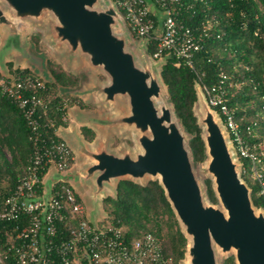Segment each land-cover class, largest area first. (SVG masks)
I'll return each mask as SVG.
<instances>
[{"label":"water","instance_id":"1","mask_svg":"<svg viewBox=\"0 0 264 264\" xmlns=\"http://www.w3.org/2000/svg\"><path fill=\"white\" fill-rule=\"evenodd\" d=\"M99 1H104V7H97ZM44 11L57 20L53 31L58 40L66 41L69 55L77 50L85 53L92 65H100L109 75V83L101 87L104 100H113L117 94L128 96L129 111L113 121L150 134L138 136L143 152L135 157L127 152H108L104 145L91 149L80 142L77 150L92 162L76 181L92 179L91 197L97 201L112 179L130 178L135 182L146 174L158 175L178 223L190 237L188 264H215L214 245L223 250L235 248L237 264H264V215L255 213L249 189L212 116L203 119L202 138L209 178L225 211L205 202L192 171L186 136L171 118L172 106L154 104L153 98L159 96L164 85L160 71L157 75L147 64L139 66L126 49L125 32L114 30L121 25L128 33L115 5L108 0H0V24L12 25L7 12L11 18H37ZM59 178L67 181L68 174L57 176L54 182Z\"/></svg>","mask_w":264,"mask_h":264},{"label":"trees","instance_id":"2","mask_svg":"<svg viewBox=\"0 0 264 264\" xmlns=\"http://www.w3.org/2000/svg\"><path fill=\"white\" fill-rule=\"evenodd\" d=\"M181 1L183 5L176 15L177 21L204 36L200 42L201 47L194 53L192 60L195 71L200 76L198 78L188 65L182 62L178 64L177 59L168 54L161 65L160 77L174 115L188 134L187 146L192 161L197 163L205 161L207 155L202 127L193 111L197 101L195 84H216L220 71L227 75L226 82L231 81L239 85L229 87L227 103L230 107L239 104L235 117L242 136L249 142L264 139L252 137L246 129L249 126L251 134L257 135L264 129V119L260 120L255 114L254 106L250 105V102L255 100V105L264 111V0ZM155 12L156 15L151 13V17L157 23L158 12ZM155 50L156 42L149 38L147 51L151 55ZM48 64L53 81L43 80L46 88L37 92L48 103L49 115L54 121V126L43 135H46V139L48 136L56 138L55 128L67 125L61 118L66 111L63 107L64 97L53 93L54 84L59 83L65 88L77 81L75 76L65 73L60 67H52L49 61ZM9 72L15 75L32 74L26 68H10ZM81 133L87 139L93 136L88 126H82ZM30 136L31 130L21 110L15 102L0 94V210L5 197L25 174L33 150ZM242 163L248 167V160L242 159ZM47 167L48 165H45L40 169V179ZM241 176L250 188L252 205L264 211V196L258 193V182L254 179L250 181L248 173ZM203 184L208 202L217 203L211 178H205ZM58 185L60 183L57 182L54 187ZM41 191L40 183L39 192ZM102 207L108 216L105 221L122 226L128 241L146 232L161 236V230L165 228L166 241L162 242L164 253L172 258L174 264H178L184 257L186 239L157 179L149 180L145 184H139L129 178L118 180L115 196H105L102 199ZM26 222L25 215L16 220H0V254L3 264H18L14 252L8 249L7 238L16 226L20 229ZM74 223L76 222L73 221ZM68 227V224L58 222V236L66 238ZM225 264H234L232 258Z\"/></svg>","mask_w":264,"mask_h":264},{"label":"built area","instance_id":"3","mask_svg":"<svg viewBox=\"0 0 264 264\" xmlns=\"http://www.w3.org/2000/svg\"><path fill=\"white\" fill-rule=\"evenodd\" d=\"M120 13L122 23L135 38H151L156 50L150 55L160 60L168 54L177 63L188 65L198 76L193 65L194 53L200 49L201 33L179 23L176 19L181 0H150L158 14L157 23L151 17L156 15L148 0H108ZM159 23V31L155 33ZM227 75L220 71L216 84H200L208 105L214 109L227 128L241 160V174L248 175L259 185V194L264 196V154L263 141L249 142L241 134L236 121V107L228 105L229 87L238 84L227 81ZM46 88L44 81L34 74L15 75L0 71V94L15 102L31 130L32 154L25 174L3 201L0 220H16L27 217L22 228L17 226L8 234V249L14 252L18 264H174L163 251L162 238L153 232L127 240L122 226L108 221L91 222L85 207L71 183L59 178L51 184L49 192H39L41 179L39 171L45 165L53 166L60 175L66 173L73 161V151L55 128L56 138L46 135L54 126L49 115L48 103L37 92ZM65 103L63 107H65ZM66 121V114L61 116ZM242 119V118H241ZM247 133L258 138L256 133ZM242 159L248 160V167ZM60 183L54 187L56 183ZM73 221L76 223L73 224ZM69 225L68 236H58L57 223Z\"/></svg>","mask_w":264,"mask_h":264},{"label":"rangeland","instance_id":"4","mask_svg":"<svg viewBox=\"0 0 264 264\" xmlns=\"http://www.w3.org/2000/svg\"><path fill=\"white\" fill-rule=\"evenodd\" d=\"M97 7H104V1H99ZM6 15L12 20V25H10V23L0 24V71L2 73L6 74L10 68H26L42 80L52 82L53 76L49 70V61L52 67H60L65 73L77 78L74 84H70L65 88L59 83H55L53 86V93L64 97V102L66 104L65 114L67 117V125L60 126L58 133L60 132L62 137L68 142L72 148L74 157L70 168L63 175H67L70 172L71 178H73L72 175H75V180L72 181L71 184L74 190L79 192L82 197H80V199L83 204H85V207L91 210V220L95 217H99L101 214L102 217L98 220H107L108 216L106 212L102 210L101 213L100 210L102 199L105 196H115L117 179H112L110 185H104L103 191L98 195L101 202L98 200L95 202V200L88 195L93 191V180L90 179L86 182L82 180L81 182L76 181L77 176L80 177L86 166L92 162L87 156L82 155V153L77 150V147L80 145V142L91 149H98L100 145H104V148L108 152L119 155L123 152H127L132 157H135L137 153L143 152L138 140V136L143 133L137 131L136 128L132 126L126 127L124 124L113 121L129 111L128 96L125 94H117L113 100H104L101 87L109 83V75L100 65H92L87 54L81 53L78 50L73 56L68 54V45L66 41L58 40L53 31V25L57 23V20L49 11H44V13L37 18H11L8 12ZM114 30L116 32H125L126 49L133 53L136 63L139 66L147 64L159 75L161 64L164 62L165 57L160 60H152L150 58V54L147 51L149 38H135L131 34H128L121 25L115 27ZM9 64L11 65L9 66ZM237 87H239V85ZM196 89L198 99L194 103L193 111L197 117L198 124L203 126L201 127L204 131L205 123L203 119H205L208 114L212 116L214 122L219 126L223 134L231 158L236 163V169L238 172L241 171V160L238 159L235 146L227 128L224 126L218 113L208 105L204 92H201L203 90L199 87ZM167 98L166 89L163 85L159 96L153 98L155 106L159 107L164 104L171 108V104ZM255 104V100L250 102V105L254 106L256 116L259 117L260 120H263L264 111ZM238 106L239 104L235 105L236 108H238ZM170 110L172 120L186 136L185 145L188 147V134L182 129L179 121L173 114L172 108ZM82 126H90L89 128L93 132V136L90 139L82 135ZM68 129L70 130L68 131ZM144 134L150 135L149 131H145ZM258 137H264V129L259 132ZM262 152L264 154V139ZM207 163V159L197 163L191 160L192 171L200 185L204 200L206 203L210 204L205 196L203 184L204 179L210 176L207 170ZM59 175L58 171L51 165L43 179V187L44 191H46L45 194L48 192L47 190L51 178H56ZM240 177L242 179L241 175ZM158 178V175L146 174L142 178L134 180L139 184H145L149 180ZM252 179L251 177L249 178L250 181H252ZM244 182L246 184V181ZM246 185L248 187V184ZM248 189L250 195V188L248 187ZM83 190H85L87 195L84 194ZM212 205L225 211L220 201ZM255 211L256 214L262 213L264 215V211L260 208H255ZM178 225L186 239L185 254L184 257L179 260L178 264H188L190 260L188 254L190 237L187 235L184 227L180 223H178ZM166 233V229L163 228L160 233L162 242L166 241ZM213 250L215 264L228 263L230 258H232L234 264H237L235 248L231 247L227 250H223L220 246L214 245ZM0 264H3L1 254Z\"/></svg>","mask_w":264,"mask_h":264},{"label":"crops","instance_id":"5","mask_svg":"<svg viewBox=\"0 0 264 264\" xmlns=\"http://www.w3.org/2000/svg\"><path fill=\"white\" fill-rule=\"evenodd\" d=\"M149 2H150V6H151V8L152 9H154V10H156V8H154V6L151 4V1L150 0H148ZM155 33H157L158 31H159V23L156 25V29H155ZM88 127H90V126H88ZM60 128V127H59ZM65 128V127H64ZM67 128V127H66ZM70 129H68V131H69ZM58 131H59V129H58ZM59 134H60V132H59ZM60 136L62 137V135L60 134ZM63 138V137H62ZM48 169H50V166H48L47 167V170H46V172L48 171ZM46 172H45V174H46ZM45 174L42 176V178H41V184H42V191H44V187H43V179H44V176H45ZM70 176V177H69ZM73 176V178H71V172L68 174V181L70 182V183H72V181H74L75 179V175H72ZM54 180H55V177H52L51 178V180H50V185H49V187H48V190L47 191H49V189H50V187H51V184L54 182ZM79 182V181H78ZM72 185V184H71ZM73 187V186H72ZM74 188V187H73ZM76 191V190H75ZM44 192H46V191H44ZM77 192V191H76ZM83 192H84V194L85 195H87L86 194V192H85V190H83ZM78 193V195L80 196V194H79V192H77ZM90 197H91V193L90 194H88ZM81 197V196H80ZM82 198V197H81ZM99 202H101V199H99L98 200ZM95 202H97V201H95ZM101 204V203H100ZM84 207H85V204H84ZM100 210H101V213H102V206H101V208H100ZM91 210L89 209V208H87V207H85V213H86V216H87V218L90 220V221H92L91 220ZM102 217V214L99 216V217H95L93 220H95V221H97L98 219H100Z\"/></svg>","mask_w":264,"mask_h":264}]
</instances>
